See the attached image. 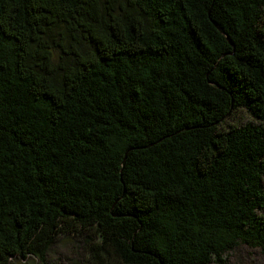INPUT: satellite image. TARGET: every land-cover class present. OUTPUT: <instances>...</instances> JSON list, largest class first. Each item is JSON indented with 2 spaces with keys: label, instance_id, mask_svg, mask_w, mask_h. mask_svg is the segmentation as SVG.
<instances>
[{
  "label": "trees",
  "instance_id": "16d2710c",
  "mask_svg": "<svg viewBox=\"0 0 264 264\" xmlns=\"http://www.w3.org/2000/svg\"><path fill=\"white\" fill-rule=\"evenodd\" d=\"M58 242L264 253V0H0V264Z\"/></svg>",
  "mask_w": 264,
  "mask_h": 264
},
{
  "label": "rangeland",
  "instance_id": "374dc122",
  "mask_svg": "<svg viewBox=\"0 0 264 264\" xmlns=\"http://www.w3.org/2000/svg\"><path fill=\"white\" fill-rule=\"evenodd\" d=\"M242 115V114H241ZM76 248L69 250L64 242H58L49 250L48 264H73L77 260L75 255ZM225 264H264V253L258 249H252L246 246H240L226 256ZM10 264H39L34 259L17 260Z\"/></svg>",
  "mask_w": 264,
  "mask_h": 264
}]
</instances>
